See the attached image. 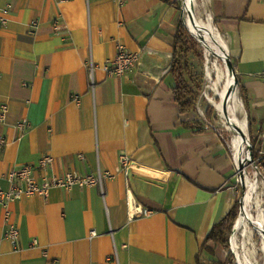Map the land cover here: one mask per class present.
<instances>
[{"label":"crops","instance_id":"0c3cea01","mask_svg":"<svg viewBox=\"0 0 264 264\" xmlns=\"http://www.w3.org/2000/svg\"><path fill=\"white\" fill-rule=\"evenodd\" d=\"M195 4L230 54L248 97L249 112L237 94V113L256 131L264 123V0ZM181 18L176 0H0V107H9L0 120L8 139L0 188L8 187L5 173L48 154V175H114L104 196L99 187L75 186L12 203L19 251L5 238L0 208V264L225 263L222 244L200 250L234 207V162L216 128L182 114L175 99L170 67ZM119 45L139 53L138 66L122 77L97 68L93 89L88 61L104 64ZM21 120L29 123L24 134ZM194 120L202 126L185 124ZM122 154L136 163L130 173L120 167ZM130 202L150 212L132 218Z\"/></svg>","mask_w":264,"mask_h":264},{"label":"built area","instance_id":"2783aa9c","mask_svg":"<svg viewBox=\"0 0 264 264\" xmlns=\"http://www.w3.org/2000/svg\"><path fill=\"white\" fill-rule=\"evenodd\" d=\"M11 8L12 6L8 4L4 10V13L9 14ZM189 19H193V17L188 12L184 20L185 25L187 26L190 34L202 44L207 52H209L208 61L211 62V66L214 65V63L217 66V72H214L213 75L214 81L218 80L217 75L218 68L220 67V61L225 67L222 72H228L229 77H232L231 79H233L232 84L227 88L225 96L221 101L223 103L224 99L226 98L227 107H230V109H232L230 101L232 97L236 96L239 93L240 81L238 78V73L234 66H229V61H231L230 54L225 48L222 47V43L218 42L213 31L210 32V37H208V39L206 37L207 29L199 27L197 25V32L195 31L196 34H194L192 29L188 25ZM2 22L6 24L7 18H3ZM32 25L36 26L38 25V23L33 22ZM54 29L56 31L61 30L59 20L55 21ZM221 49H224V51ZM139 62V53L128 50L124 45L118 46V51L115 58L106 61L102 65L97 64L92 59H90L87 66L90 79L92 81V88H95L94 72L97 68L102 67L110 76L122 77L136 68ZM208 81L210 82V79H208ZM8 111L9 107L7 105L4 104L0 107L1 121H5ZM223 114L224 116L222 115V117L226 120V129L230 130V132L232 133L231 141H227L228 148L234 162V171L232 177L229 179V188L232 192V198H230V200L231 202H233L232 204L234 206H238V212L240 215L238 218L239 221L246 208H248V210L253 213L256 209H258L257 203H259L260 206H262L264 209V166L262 164V160L264 159V150L261 149L258 155L255 156L253 152V146L250 144L249 129L242 128L243 133H241L235 127V124L239 123L235 119L233 120V117L231 116H229V121L228 117L225 115V112ZM28 126L29 123L27 122V120H21L17 124V127L22 131L23 134ZM219 132L220 135H222V137L224 138V130ZM236 134L242 138V147H236L235 145L234 135ZM260 138L261 141L264 142V133L261 134ZM7 143L8 139L3 135H0V147H4L5 145H7ZM53 161L54 158L51 155H44L40 158L37 165L26 164L21 167L14 168L3 175L8 182L7 188H0V208L4 210V218L6 221L5 238L12 244L16 251H19L21 249V233L18 225L12 221V203L35 195L47 197L50 194L51 190L55 188H63L69 190L75 186L99 187L102 195L104 196L106 180L112 179L114 177L113 173H111L109 170L103 171L101 169H99L96 173L85 175L79 174L74 171L68 172L65 175H48L47 171L53 164ZM119 164L125 173H130L132 166H134V164L136 163L131 159L129 155L122 154L119 157ZM37 169L43 171L42 176L36 175L35 172ZM250 192L252 193V196L249 203L248 197ZM130 207L132 209V218L137 215L148 214L150 212L149 210H142L139 205H136V203L133 202H130ZM96 234L97 233L94 230L91 232L92 236H95ZM231 241L233 244V239ZM38 244V240H34L32 243L33 246H37ZM233 247L234 244L232 245V248ZM44 255L46 257L48 256L47 250H44Z\"/></svg>","mask_w":264,"mask_h":264},{"label":"rangeland","instance_id":"374dc122","mask_svg":"<svg viewBox=\"0 0 264 264\" xmlns=\"http://www.w3.org/2000/svg\"><path fill=\"white\" fill-rule=\"evenodd\" d=\"M187 1L188 0H176L178 5L180 6V10L182 12V18L181 19L183 21L185 20L188 12L190 13V10H188ZM197 2H198V0H197ZM192 7H193L192 12L190 13L191 16L195 20L200 21L201 19H199V16L197 14L198 8H196V4H193ZM204 17H206V15ZM189 34H190V32H189ZM193 38H194V40L196 39L195 37H193ZM195 41L197 42L195 49L193 51L189 52V54H188V59H189L188 63H189V65H191L190 72H191L192 77H193V79H191V82H192L191 84L193 85V88L195 90H197L198 85L201 88V90L199 92V98H198V102H197V106L195 109L194 116L202 119V121L206 122V124H208V125L209 124L213 125L214 128H216L219 131L224 130V132H223L224 138L226 139V141L229 142V141H231L232 133L230 132V130L226 129V126H225L226 120L223 119L220 110L216 107V104H214L216 102L222 101V98L217 91L212 89V85H213L212 81L211 80H210V82L208 81V79H209L208 72L211 68V62L208 61L209 52H207L205 50V48L202 46V44L197 39ZM219 66L222 69V71L225 69V67L221 61L219 62ZM222 88H223V85H222ZM219 90L221 91V87H219ZM239 92H240V97L242 96L244 98V100H243L244 101V108H245V110H248V112H249L248 103L246 101L244 91H242V89H241V91L239 90ZM210 108H211V111L209 110ZM209 111H210V113H209ZM227 112L230 113L231 117H235L234 114L233 115L231 114V113H235V115H236L235 118H239V119L242 118L241 116L243 115L241 113L233 112L230 109V107H228ZM248 121H249V124L252 123L250 116L248 118ZM249 133H250V142H251V140L253 142V139H256V141H257L256 147L264 150V142L261 141V138H260L261 134L264 133V123L262 124V126L260 128L257 127L256 131L250 130V125H249ZM257 212H258L257 209L253 212L255 216H257ZM239 216L240 215L238 212L236 220L234 221L229 232L227 233L228 244L222 245L224 247L225 251H227V253H228L227 258L225 260V264H243L242 260H243L244 255H242V257L239 258L237 255L236 248L235 247L232 248L233 244H232L231 240L234 237L237 238L238 245H240L239 251L242 254L245 253V251H244V245H245L246 248H249V251L251 252L252 257L254 256V252H255L256 255H255L254 259L257 258V260L263 261L264 255H263V252L261 250V248L263 246V242H264L263 234L261 233V231L254 228V224H250L249 227L253 228V232H252V234L248 233L247 236H244L243 235V233H244L243 232V226L242 225L239 226L237 223ZM215 264H217V263H215Z\"/></svg>","mask_w":264,"mask_h":264},{"label":"trees","instance_id":"16d2710c","mask_svg":"<svg viewBox=\"0 0 264 264\" xmlns=\"http://www.w3.org/2000/svg\"><path fill=\"white\" fill-rule=\"evenodd\" d=\"M188 31L189 30L187 26L185 25L184 21L181 19L180 22L178 23V27L174 39V44H173L174 51H173V58L170 67V73L175 78L176 85L174 86L173 91H174L175 99L180 105L181 113L182 114L191 113L194 115L201 88L198 85L197 90H195L193 88V85L191 84L192 83L191 79H193V77L190 72L191 65H189L188 63L189 60L188 54L189 52L195 49L197 42L195 41L196 39L194 40V38L189 34ZM242 91H244L246 101L248 102L246 90L242 89ZM209 110L211 111V108ZM201 121L194 120L192 122H188L185 124L188 125L189 127H200L202 126ZM251 122L252 123H250V130H252L254 121L251 119ZM250 144L253 146L254 155L257 156L261 148L256 147L257 145L256 139H253V142L251 140ZM262 164L264 166V159L262 160ZM237 215H238V206L235 205L221 222L214 225L208 237L202 244L200 253L203 252L204 250H212L209 247L211 243H220L222 245L228 244L227 233L231 229L234 221L237 218ZM199 255L200 254H198V258Z\"/></svg>","mask_w":264,"mask_h":264},{"label":"bare ground","instance_id":"6f19581e","mask_svg":"<svg viewBox=\"0 0 264 264\" xmlns=\"http://www.w3.org/2000/svg\"><path fill=\"white\" fill-rule=\"evenodd\" d=\"M195 3H196V0H188L187 1L188 10H190V13L192 12V8H193L192 6ZM188 25L190 26V28L192 29L194 34H196V32H197L196 31V28H197L196 26L198 25L199 27H203V28L207 29V32H206V37L207 38L210 37V32L211 31H213L214 34L217 35V31L215 30L214 26L212 25L211 17H209L208 21H206L205 23L202 22V21H199V20H195L194 18L193 19H189L188 20ZM214 72L215 73L217 72V66H216L215 63H214V65L211 66V68H210V70L208 72V77L212 81V84H213L212 85V89L217 91L220 94L221 98H223L225 96L227 88L232 84L233 79H231L232 77H229L228 72L223 73L221 68L219 67L218 68V75H217L218 80L214 81V79H213ZM222 85H223V88H222ZM219 87H221V91L219 90ZM214 104H216V107L220 110L221 114L224 116V114H223L224 113L223 112V103L220 101V102H216ZM230 104L232 105V110L234 112L237 113L238 111L242 110V102L240 101L239 98H237V95L231 98ZM234 119L239 123V125H241L242 127L244 126L243 129H245V127L247 128V121H246L245 117H242L241 119L233 117V120ZM234 142H235L236 147H242L241 143L243 141H242V138L239 135H237V134L234 135ZM251 196H252V193L250 192L249 193V197H248L249 203L251 201ZM257 208H258L257 209V211H258L257 212V216H255L253 213H251L248 210V208H246L245 209L246 213L244 211L242 217L238 221V225L239 226L240 225L243 226V232H244L243 235L244 236H247L248 233L252 234L253 228L249 227V225L251 223H254V225H255L254 228L259 230V231H261V233L264 236V233H263L264 232V209H263L262 206H260L259 203H257ZM233 244H234V247L237 250L238 257L241 258L242 255H244L243 256V260H242L243 264H264V256H263V261H259V260H257V258L254 259L255 255H256L255 252H254V256L252 257V254L249 251V248H246L245 245H244L245 253L242 254L239 251L240 245H238L236 237L233 238ZM261 250H262L263 255H264V242H263V246H262Z\"/></svg>","mask_w":264,"mask_h":264},{"label":"water","instance_id":"95a60500","mask_svg":"<svg viewBox=\"0 0 264 264\" xmlns=\"http://www.w3.org/2000/svg\"><path fill=\"white\" fill-rule=\"evenodd\" d=\"M229 66H230V67L233 66V64H232L231 61H229ZM227 109H228V107H227V104H226V98H225L224 101H223V110H224V112H225V115H226V116L228 117V119H229L230 113L227 112ZM229 121H230V119H229ZM235 127H236L241 133H243V129H242V127H241L239 124H235Z\"/></svg>","mask_w":264,"mask_h":264}]
</instances>
